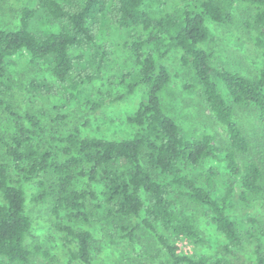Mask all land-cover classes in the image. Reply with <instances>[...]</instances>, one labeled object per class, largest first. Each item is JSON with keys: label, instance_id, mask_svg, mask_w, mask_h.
<instances>
[{"label": "trees", "instance_id": "1", "mask_svg": "<svg viewBox=\"0 0 264 264\" xmlns=\"http://www.w3.org/2000/svg\"><path fill=\"white\" fill-rule=\"evenodd\" d=\"M4 1L0 0V11L6 9ZM237 3L255 9L253 22L245 21L247 28H257L254 42L262 55L254 76L214 64L215 52L204 46L212 37L207 21L232 23ZM38 11L60 25V30L36 29L33 22ZM18 12L16 28L0 27V264H54L57 260L37 238L28 241L32 220L25 184L34 180L38 188L31 200L49 203L63 241L77 245L66 264L75 260L96 264L97 240L91 230L76 224L91 226L116 215L138 217L136 224L116 222L115 227L134 243L138 228L149 230L167 255V264H225L222 257L192 256L157 228L162 224L182 242L201 244L205 236L199 220L209 213L226 239V256L237 258L250 241L249 264H264L258 236L264 229L248 216L244 235L229 213L238 184L241 203L264 201V164L251 156V140L235 116L236 107L247 106L264 126V0H183L172 10L165 0H37ZM105 17L128 32L122 46L134 66L114 73L103 91L96 82L104 78L113 57L112 46L100 41ZM21 49L30 54L33 65L45 64L46 72L55 77L51 82L46 76H34L28 83L36 95L59 97L52 122L68 120L64 110L72 103L87 106L84 114L92 113L144 88L135 113L128 117L135 133L119 140L84 137L79 126L62 130L46 124L35 112L19 109L13 100L19 81L8 68V59ZM75 49L80 52L74 53ZM174 50H181L182 63L194 74L185 87L203 95L216 121L226 129L228 138L220 144L210 133L184 134L164 105L162 94L172 79L167 60ZM114 78L125 86L123 93L113 94ZM220 153L229 175L225 182L218 166H204L221 159ZM98 184L103 186L102 198ZM219 188L223 189L220 196ZM62 212L66 220L60 218ZM161 251L145 248L139 256L152 262Z\"/></svg>", "mask_w": 264, "mask_h": 264}, {"label": "rangeland", "instance_id": "2", "mask_svg": "<svg viewBox=\"0 0 264 264\" xmlns=\"http://www.w3.org/2000/svg\"><path fill=\"white\" fill-rule=\"evenodd\" d=\"M169 10L183 4V0H165ZM37 0H5L4 11H0V27L14 29L19 19V9L27 4L36 5ZM255 9L253 6L237 3L234 10V20L230 24H221L213 21H207L208 27L212 31L211 40L204 44L207 50L215 52L214 64H223L232 71H238L245 75L254 76L261 68L262 55L261 50L256 47L254 38L257 28L245 26L246 19L253 22ZM33 26L36 29L49 33L60 30L61 26L53 23L46 14L38 11L35 15ZM128 32L113 25L105 17L100 32V41L107 42L113 48V57L111 66L105 70L104 78L98 80L96 84L103 91L108 88L111 76L121 69H129L134 66L130 53L122 46L123 40ZM80 50L75 49L74 53ZM181 50H174L170 53L167 64L172 75L171 83L162 94L166 109L173 115L180 126L181 131L188 136L201 137L210 133L215 137V142L220 144L222 140L228 138L226 129L214 118L213 113L205 104L203 95L195 88L187 89L185 84L193 79L194 74L189 65H184L181 60ZM51 63L50 60L47 61ZM8 68L13 76L19 81L15 87L16 93L13 94V100L16 106L21 110H29L37 113L48 125H55L62 130H69L72 127L79 126L81 134L84 137H105L108 139L119 140L131 137L136 126L133 125L128 117L133 115L142 99L144 88L138 89L132 95L116 101L109 102L99 110L84 114L87 106L70 104L64 113H67L68 120L52 122L57 110L55 104L59 97L54 95L39 96L28 89V83L36 76H46L51 82H55V77L46 72L45 64L33 65L30 61V54L26 49H21L18 53L8 59ZM113 94H121L125 86L118 84L114 78ZM222 92L229 101L228 95L223 83L219 82ZM236 119L240 121L245 132L252 143V154L262 164H264V126L259 120L258 114L247 106L236 107ZM1 120V115H0ZM1 154V151H0ZM221 159H213L206 165L218 166L223 174V182L228 179L226 162L220 153ZM163 177V176H162ZM36 181H29L25 184L27 194V213L32 220V228L28 241L37 238L39 242L51 251L57 257L54 264H66L69 261L70 250L75 249L77 245L71 243L67 245L63 241L62 233L55 228L56 217L50 211L49 203H35L31 196L37 190ZM96 189L102 198L101 191L103 186L96 185ZM239 184L234 190L231 199L232 206L230 215L238 222L242 234L247 228L245 219L253 216L259 222L260 229H264V201L257 199L252 204L245 205L238 200L240 193ZM223 189L219 188L217 195H222ZM145 197V196H144ZM0 192V200H2ZM178 211L182 210L180 204L175 206ZM101 215L105 216L104 209H101ZM211 213L204 214L200 218V228L205 236V241L201 244L182 242L175 235L158 224L159 231L166 236L168 241L181 245V249L187 251L192 256H205L208 260L222 257L225 264H249L252 256L253 244L246 241L243 249L238 251V257L233 259L223 253V247L226 243L225 237L217 231L210 220ZM61 219L66 220L64 212L61 213ZM140 219L136 216L123 217L116 215L113 218H102L94 225L87 226L76 224V227H83L91 230L97 240L98 249L95 253L96 264H167L168 257L161 251V245L156 241L155 236L147 229L141 227L137 229V241L134 243L126 237H122L120 229L115 227L116 222L136 224ZM75 225V224H74ZM245 235V234H244ZM260 243L264 250V234L258 233ZM245 237V236H244ZM247 239V238H245ZM145 248L160 249L161 253L155 261H146V257L139 255ZM138 258V260L136 259ZM71 264H82L75 260Z\"/></svg>", "mask_w": 264, "mask_h": 264}]
</instances>
